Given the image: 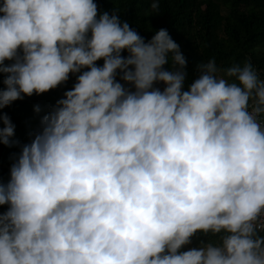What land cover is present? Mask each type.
Segmentation results:
<instances>
[{
	"label": "clouds",
	"instance_id": "1",
	"mask_svg": "<svg viewBox=\"0 0 264 264\" xmlns=\"http://www.w3.org/2000/svg\"><path fill=\"white\" fill-rule=\"evenodd\" d=\"M186 65L95 0H0V109L76 76L29 143L0 113V264H264V78Z\"/></svg>",
	"mask_w": 264,
	"mask_h": 264
},
{
	"label": "trees",
	"instance_id": "2",
	"mask_svg": "<svg viewBox=\"0 0 264 264\" xmlns=\"http://www.w3.org/2000/svg\"><path fill=\"white\" fill-rule=\"evenodd\" d=\"M101 11L110 14L117 10L121 21H127L147 42L156 30L167 29L176 41L187 65V85L199 76L198 65L215 58L218 66L227 68L250 58L264 78V0H159L160 10L154 12L152 0H95ZM123 55H127L125 51ZM102 65L103 60L97 61ZM170 69V65L164 66ZM86 70V69H85ZM0 73V88H4ZM119 79V76L117 77ZM76 82V76L55 89L40 95L25 96L0 109L15 125L12 139L19 144L29 143L32 133L40 127V120ZM124 83L123 81H121ZM36 106L40 111L35 110ZM3 126L0 121V127ZM19 145L9 147L0 143V182L10 178V168ZM7 205H0V213ZM264 234V233H262ZM212 237L197 232L183 250L199 247L201 241Z\"/></svg>",
	"mask_w": 264,
	"mask_h": 264
},
{
	"label": "built area",
	"instance_id": "3",
	"mask_svg": "<svg viewBox=\"0 0 264 264\" xmlns=\"http://www.w3.org/2000/svg\"><path fill=\"white\" fill-rule=\"evenodd\" d=\"M156 86H157V87H160L161 90H163V88H164V84H163L162 82H161V83H158Z\"/></svg>",
	"mask_w": 264,
	"mask_h": 264
}]
</instances>
